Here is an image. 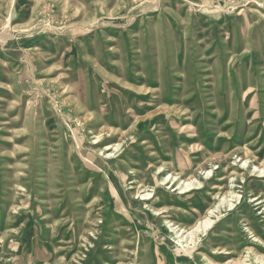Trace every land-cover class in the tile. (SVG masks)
<instances>
[{
    "label": "rangeland",
    "instance_id": "obj_1",
    "mask_svg": "<svg viewBox=\"0 0 264 264\" xmlns=\"http://www.w3.org/2000/svg\"><path fill=\"white\" fill-rule=\"evenodd\" d=\"M258 253L264 0H0V264Z\"/></svg>",
    "mask_w": 264,
    "mask_h": 264
},
{
    "label": "bare ground",
    "instance_id": "obj_2",
    "mask_svg": "<svg viewBox=\"0 0 264 264\" xmlns=\"http://www.w3.org/2000/svg\"><path fill=\"white\" fill-rule=\"evenodd\" d=\"M208 213H211V211L208 210ZM212 214H213V212H212ZM211 220H213V219H210L208 215H205L203 218L197 220L196 223L193 225V227L190 230H187V229H184V228H178V232H181L180 236L177 235L178 233H176V234L174 233L173 236H171L172 237L171 238V241L172 242H176V243H178L181 246H185L182 243V237H185V238H187L185 244L188 245V246H189V244H192L193 246L192 245L191 246L194 247L195 244H196L195 243L196 242V239L198 237L194 238L192 236H194V235L196 236V235H199V234L203 233L204 230L211 224V222H212ZM185 232H187L188 234H190L189 237H187L186 235L185 236H181ZM169 239H170V237H169ZM255 258H256L255 260L260 259V261H263L264 262V255H259V253H258V255L256 254V257ZM210 262H211V264H245L246 263L245 261L242 260V258L241 259H231V260H228V261H226L224 263H217V262H214L213 260H210Z\"/></svg>",
    "mask_w": 264,
    "mask_h": 264
}]
</instances>
